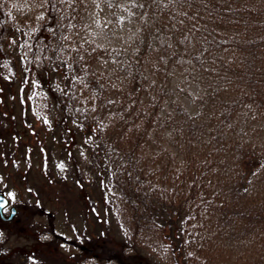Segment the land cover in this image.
I'll return each mask as SVG.
<instances>
[{
  "label": "trees",
  "instance_id": "1",
  "mask_svg": "<svg viewBox=\"0 0 264 264\" xmlns=\"http://www.w3.org/2000/svg\"><path fill=\"white\" fill-rule=\"evenodd\" d=\"M82 1L0 0V82L27 84L26 115L57 123L49 133L60 123L70 126L62 139L72 132L85 140L62 149L67 160L54 159L50 177L44 163L42 171L27 166L24 176H97L100 193L84 227L100 224V250L87 252H99L103 264L155 261L158 247L149 243L166 230L176 235L182 264H264V0H129L136 42L119 49L83 40ZM102 1L115 7L119 0ZM106 60L120 67V81L100 71ZM170 64H181L185 90L200 88L193 114L162 76ZM29 187L28 200L43 201ZM36 215L26 218L35 227L28 226L32 245L0 246V264H87L56 251L97 241L68 239L53 216L46 224ZM243 247L252 251L247 261L237 255Z\"/></svg>",
  "mask_w": 264,
  "mask_h": 264
},
{
  "label": "rangeland",
  "instance_id": "2",
  "mask_svg": "<svg viewBox=\"0 0 264 264\" xmlns=\"http://www.w3.org/2000/svg\"><path fill=\"white\" fill-rule=\"evenodd\" d=\"M128 1L129 0H119L115 7H110L102 0L82 1V23L84 24V31L82 32L83 40L95 41L96 43L113 49L135 46V35L138 31V26L136 24L134 25L135 20H133L132 15L129 13V10H127ZM151 59L152 62L159 63V58L156 54L153 55L150 60ZM119 68V66L114 65L108 60L100 64V71L105 72L107 74L106 78L113 82L120 81V78L123 77ZM161 73L164 79H169L171 81L170 86L175 88L176 93L174 100L184 106L187 111L192 114L195 113L197 105L194 100H196L200 94V88L194 84L190 90H185V72L182 70L181 64H170L169 67L165 66V69H161ZM180 85L183 88L178 91L177 87ZM25 86H27V84L23 83L20 79L11 83H6L5 85L2 81L0 82V132L1 130L7 129L5 136L0 138V191L5 193L10 198L12 205L17 206L19 209V214L11 223H5L0 219V246H3V248L7 250L12 247L15 250L25 251L27 247L32 245L31 243L33 241L31 235L33 234V230L31 229L35 227L32 228V220L30 218L26 220V218L33 214L39 215H36L34 218L36 222L46 224H49V218L47 216H53L54 227L57 228L58 232L67 235L68 239L73 240L75 236L78 237L84 234L87 238L88 236L92 237L90 241L93 242V240H95L94 234L97 233L100 224L97 225L96 221H94L95 223L89 229L90 231L86 230L84 224L87 219L86 215H88L91 211L90 209H92L91 198H98V194L100 193V186L97 182L96 175H93L92 179H81L70 167L72 171H70L63 181L62 179H55L54 176L50 181V179L39 174L33 177L37 180V182H35L30 181L33 180L32 178L24 176L27 166L33 165L34 171H42L43 166L41 165L44 163V165L47 164L45 169L47 173L44 174L50 177L48 175L49 168H52L54 159H61L62 157L60 154L63 153L64 159L67 160L65 156L67 153H64L62 149L72 152L75 150L72 149L75 144L82 146L85 141L84 137H80V135H76L75 133L72 134V132L71 137L69 136L72 140L68 142L67 139L69 137L62 139V132L65 133V129L70 128L68 125L62 127L63 125L59 123L60 129L56 128L49 133L48 128L52 126L53 120H50L51 122L48 124H44L34 121L32 116L33 118L35 116L32 115L31 112H29L30 115L27 116L26 90L23 88ZM31 121L39 125L35 124L36 126H34ZM54 127H58L55 122L52 128ZM73 135H76V137L74 138ZM57 146L58 151L56 152L54 148ZM73 157L81 161L83 157L87 159V156H82V154H74ZM5 160L7 164H5ZM13 161L16 162L15 165L18 164L19 166L20 164L21 167L14 166ZM1 171L4 172V178H2ZM6 172L9 176L6 175ZM93 178H95V180H93ZM33 185L36 187V192L39 193V191H41L39 196L32 189L34 198L36 201L37 199L43 200L35 205L32 204V201L28 200L31 191L29 186L34 188ZM39 211L46 214L40 215ZM5 215L8 216V210L5 211ZM28 226L31 227V229H29ZM24 227H26V229ZM167 234H169V231L166 230L163 236L160 237L162 238L161 240L149 243L151 247L157 246L158 249L155 252L157 254L155 261L153 260L148 264L166 263L165 259L168 258L176 259V262L178 261L180 264L183 263L184 254L181 249L176 248L177 245H179L176 241V235L173 234V236H171V234H169L170 236H168ZM226 244L224 248H221L222 253H224L222 257L229 260V256H231L229 254L231 245H228V243ZM83 245L88 246V243H84ZM90 246H92L90 249L97 246V250H100V241L95 242V245L90 244ZM253 247L257 257L256 247L258 246L256 245V247ZM87 251L88 250H81L80 246H76L73 243H66L61 245L56 252L63 254L69 259V262L76 257L81 260L80 262L87 261V264H103L97 258L99 252L88 254ZM237 253L239 259L247 261L252 251H250L248 247H243L238 248ZM55 256H58V254ZM230 260L228 261L229 263ZM228 262L225 261L224 264H229ZM134 263L146 264L147 262L146 260L138 259Z\"/></svg>",
  "mask_w": 264,
  "mask_h": 264
},
{
  "label": "water",
  "instance_id": "3",
  "mask_svg": "<svg viewBox=\"0 0 264 264\" xmlns=\"http://www.w3.org/2000/svg\"><path fill=\"white\" fill-rule=\"evenodd\" d=\"M0 203H4V208H0V216L3 220L10 221L15 217V214H17V209L16 207H11L10 209V215L9 217H4L3 210L9 206L10 200L2 193H0Z\"/></svg>",
  "mask_w": 264,
  "mask_h": 264
},
{
  "label": "snow or ice",
  "instance_id": "4",
  "mask_svg": "<svg viewBox=\"0 0 264 264\" xmlns=\"http://www.w3.org/2000/svg\"><path fill=\"white\" fill-rule=\"evenodd\" d=\"M0 208H4V203H0Z\"/></svg>",
  "mask_w": 264,
  "mask_h": 264
}]
</instances>
